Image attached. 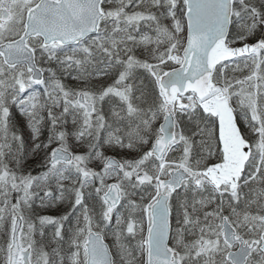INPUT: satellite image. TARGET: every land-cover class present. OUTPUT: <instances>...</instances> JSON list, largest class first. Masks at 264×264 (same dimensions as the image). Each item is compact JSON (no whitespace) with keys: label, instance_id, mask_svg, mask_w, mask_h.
<instances>
[{"label":"snow or ice","instance_id":"6c2138e0","mask_svg":"<svg viewBox=\"0 0 264 264\" xmlns=\"http://www.w3.org/2000/svg\"><path fill=\"white\" fill-rule=\"evenodd\" d=\"M0 241L264 264V0H0Z\"/></svg>","mask_w":264,"mask_h":264},{"label":"rangeland","instance_id":"374dc122","mask_svg":"<svg viewBox=\"0 0 264 264\" xmlns=\"http://www.w3.org/2000/svg\"><path fill=\"white\" fill-rule=\"evenodd\" d=\"M0 243H3V241H0Z\"/></svg>","mask_w":264,"mask_h":264},{"label":"trees","instance_id":"16d2710c","mask_svg":"<svg viewBox=\"0 0 264 264\" xmlns=\"http://www.w3.org/2000/svg\"><path fill=\"white\" fill-rule=\"evenodd\" d=\"M108 243H111L110 241H108Z\"/></svg>","mask_w":264,"mask_h":264}]
</instances>
